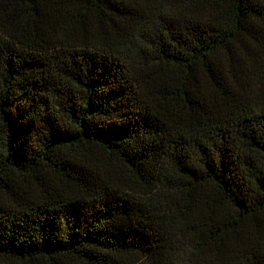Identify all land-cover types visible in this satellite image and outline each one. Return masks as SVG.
<instances>
[{"label":"trees","instance_id":"1","mask_svg":"<svg viewBox=\"0 0 264 264\" xmlns=\"http://www.w3.org/2000/svg\"><path fill=\"white\" fill-rule=\"evenodd\" d=\"M0 264H264V0H0Z\"/></svg>","mask_w":264,"mask_h":264}]
</instances>
